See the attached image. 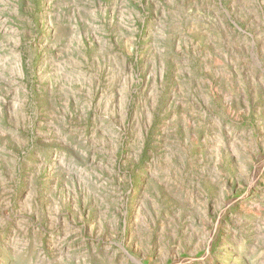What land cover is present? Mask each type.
<instances>
[{
	"label": "rangeland",
	"instance_id": "rangeland-1",
	"mask_svg": "<svg viewBox=\"0 0 264 264\" xmlns=\"http://www.w3.org/2000/svg\"><path fill=\"white\" fill-rule=\"evenodd\" d=\"M0 264H264V0H0Z\"/></svg>",
	"mask_w": 264,
	"mask_h": 264
}]
</instances>
